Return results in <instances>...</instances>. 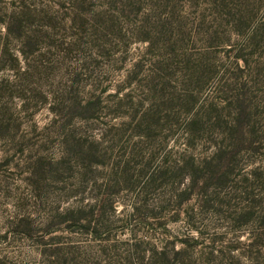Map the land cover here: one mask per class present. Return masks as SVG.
<instances>
[{
    "label": "rangeland",
    "instance_id": "obj_1",
    "mask_svg": "<svg viewBox=\"0 0 264 264\" xmlns=\"http://www.w3.org/2000/svg\"><path fill=\"white\" fill-rule=\"evenodd\" d=\"M0 264H264V0H0Z\"/></svg>",
    "mask_w": 264,
    "mask_h": 264
}]
</instances>
